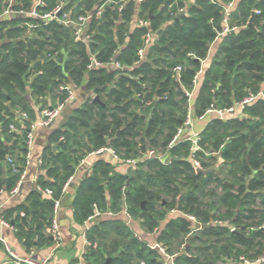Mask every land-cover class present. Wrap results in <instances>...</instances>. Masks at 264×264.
Returning a JSON list of instances; mask_svg holds the SVG:
<instances>
[{
	"label": "trees",
	"instance_id": "obj_1",
	"mask_svg": "<svg viewBox=\"0 0 264 264\" xmlns=\"http://www.w3.org/2000/svg\"><path fill=\"white\" fill-rule=\"evenodd\" d=\"M23 1L21 8L27 10L30 2ZM123 1L43 0L39 12H49L62 3V13L46 24L32 20L38 26L27 36L25 27L3 31L7 26L0 23V112L8 117L4 126L15 118L16 107L29 111L28 95H49L63 102L67 92L59 87L69 83L79 87L83 82L91 93L55 138L56 152L49 157L51 167L47 169V176L53 177L48 208L55 206L81 157L110 148L119 159L137 160L136 169L122 176L107 164L95 165L75 190L73 215L79 221L92 216L93 210L116 212L124 204L145 230L152 231L176 209L205 228L188 237L193 226L189 219L180 214L167 220L158 235L167 253L186 244L185 250L192 254H180L175 264H216L223 257L263 255L264 233L250 228L264 224V209L254 208H264V99L244 107L242 118L213 119L201 132L202 149L218 154L206 157L200 152L197 158L202 169L220 160L214 172L202 175L193 169L188 141L172 147L169 144L187 112L184 90L192 88L200 61L209 54L191 101L195 117L209 108L233 107L263 89L264 0H239L232 12V24L238 28L218 42L215 38L223 28L222 7L231 0H140L138 5L128 0L119 9ZM101 5L103 20L94 16ZM252 9L260 14L252 16ZM90 13L94 15L87 24L85 42L75 41L74 28L59 22L63 14L74 21ZM133 13L146 25L137 23L130 32L127 24ZM147 33L158 36L139 61L137 51ZM91 55L103 66L88 70ZM111 62L123 69L112 70L107 66ZM178 65L182 67L179 81L172 71ZM94 96L101 103H94ZM4 146L0 137V167L7 155ZM19 146L24 153V141ZM147 150L167 154L170 160L146 159ZM21 168L16 167L11 187L17 183ZM1 185L0 181V190ZM22 209L20 221L18 217L12 221L19 237H45L41 232L50 225L48 213L18 208ZM219 221L232 222L238 230L231 233L218 225ZM131 236L118 219L98 220L88 234L97 244L91 255L103 263L111 258L110 264H161L154 251Z\"/></svg>",
	"mask_w": 264,
	"mask_h": 264
},
{
	"label": "crops",
	"instance_id": "obj_2",
	"mask_svg": "<svg viewBox=\"0 0 264 264\" xmlns=\"http://www.w3.org/2000/svg\"><path fill=\"white\" fill-rule=\"evenodd\" d=\"M132 1L135 5H138L140 2L137 0ZM23 2V0H16L14 4L16 8H21L23 6ZM29 2L30 5L27 10L31 9L37 0H29ZM127 2L128 0L123 1L119 9H121ZM3 6L4 0H0V12L3 10ZM31 21L32 19L19 17L13 19L5 18L4 20H0V23H5L7 26L3 29V31H5L7 28L24 27L26 22ZM121 22L122 19H120L119 22L117 21V25ZM139 22L140 21L137 20V14L133 13L127 24V30L132 32ZM29 34V32H25V36ZM157 36V33H153V43ZM212 51L213 46L209 52ZM207 57L210 58L211 54ZM208 58L205 59L206 61L203 67L207 66ZM110 68L112 70L115 69L112 66ZM90 95L91 93L87 92L85 83L83 82L79 87H75V100L65 107V109L69 107L72 111L71 115L67 116V119L64 120L63 117V113L65 111L64 109L50 125L46 127L37 126L33 130V143L30 149V157L28 159H26L25 154L19 149L21 141L23 142L26 139L25 132H27V127L30 123H36L39 120L40 110L42 108L55 107L59 103L58 99L51 98L49 95L44 98H32L28 95L27 101L30 105L29 111H19L20 109L16 107L14 110L15 118H13V120L5 126L3 124V120H6L8 117L5 116L4 112H0V137L4 140V148H7L8 151L5 158L8 156L12 159L11 163L3 160L0 167V181L2 182L0 190V237L4 239L10 248L20 257L33 255L37 259H48L49 264H105L106 260L111 258H107L103 263V261L101 262L94 255H91V250L96 249L97 244L88 239V234L90 228L97 224L98 220L118 219L130 231L132 235L131 237L135 238L144 246L145 249L155 252V260L161 263L164 258L158 248L165 246L158 240V235L164 228L168 219L180 215V212L176 209L170 210L167 213L165 220L160 223L157 229L152 231L145 230V228L141 225L140 220L138 218H134L128 212L127 207L122 203L121 207L116 212L106 209L102 213H98L97 210H93V215L83 221H79V219L75 218L73 215L72 202L75 197V190L81 181L90 176L95 165H98L97 167H99L102 164H107L111 167L113 173L122 176L128 175L130 168L124 163V160L115 159L111 153L102 152L94 154L91 152L81 157L74 165V173L72 177H70L67 187L65 189L63 187V193L55 200L58 202V206H54L51 209L47 206L48 201L52 200V197H46L42 191L47 188L52 191L50 183L53 182V177L47 176V169L51 167L49 157L56 152L57 145L55 138L65 129L64 125L67 121H69L70 117L74 113V110L78 108ZM23 113L27 115L26 119L21 116ZM243 116L244 113L242 109L234 111L232 114H226L222 118L218 117L216 113H210L205 115L202 120H196L194 122L193 129L195 131L202 132L206 125L213 119L225 120L227 118H242ZM24 120H26L27 125H25ZM10 125H13L16 131H11L9 129ZM56 133L57 135L54 136ZM9 134H12L13 136H8ZM58 141L61 143V138H58ZM165 158L166 162L170 160L167 154H165ZM219 163L220 160L215 163L214 166L210 167L214 168L212 172L216 171ZM20 166H22L21 172L24 170L25 175L21 180V184L18 187L17 192L15 194H11V191L20 181L21 172L15 186H10V179L14 178V175L17 174L16 167L19 168ZM109 175H111V173ZM126 182L128 181H125V188L127 186ZM104 188L107 195V182L104 183ZM123 197L124 190L121 194V198ZM20 207H25L29 211H32L33 208L34 211H37L38 213H48V219L51 221L50 225L45 227L41 232L45 237L38 238L37 236H33L28 240L26 238L19 237L18 230L13 227L12 221L16 217H18V221H20V218L24 216L23 209L18 210ZM106 208H109L108 203ZM4 222L9 224V226H4ZM52 223H55L57 227L59 236L58 240H55L54 236L48 231V228L52 225ZM230 223L232 224V222ZM181 245L182 244L179 245V248ZM179 248L173 252L178 251ZM229 260H231V258L223 257L219 259L216 264H226ZM110 262L108 264H110ZM0 264H11L1 245ZM140 264L145 263L140 262Z\"/></svg>",
	"mask_w": 264,
	"mask_h": 264
},
{
	"label": "built area",
	"instance_id": "obj_3",
	"mask_svg": "<svg viewBox=\"0 0 264 264\" xmlns=\"http://www.w3.org/2000/svg\"><path fill=\"white\" fill-rule=\"evenodd\" d=\"M16 0H4V6L3 10L0 12V20H4L5 18H30L32 20L36 21H41L44 22L45 24L53 21L54 19H58V16L62 13L63 9V4L59 3L57 6H55L51 11L41 13L38 11V8L43 6V0H37V2L33 5V7L29 10H24L22 8H16L14 2ZM140 1V0H137ZM239 0H231L228 3H226L222 8V30L217 33L215 42L220 41L225 37L226 34L237 30V26L232 24V12L235 9L237 3ZM214 3V1H211ZM104 10V5H101L97 7L96 11L94 14H86V15H80L76 20L72 21L71 19L68 18L66 14H63L62 18L59 20V22L65 26V27H73L74 28V40L75 41H86V33H87V24L89 23L90 19L93 17V15L97 18L101 17L103 14ZM252 16L259 15L260 11L257 9H252L251 10ZM251 22V19L249 20ZM249 21L247 25L249 24ZM140 26L146 25L144 21L139 22ZM38 24L35 22H26L25 23V28L27 32H31L34 28H36ZM153 33H147L145 38H144V45L142 48L138 49L137 51V56L138 60H142L145 54L146 49L153 44ZM207 59V58H206ZM205 59L200 61V68L198 69L197 73L195 74L193 80H192V88L189 90H184V95L188 101V107H187V112L185 115V119L182 122V124L176 129L175 135L173 136L169 147H172L176 145L179 141L185 140L190 143V152H189V161L193 167L194 170L196 169H201V164L200 161L197 158L198 153H204V155L207 157L209 155H217L218 151L216 152H211V153H206L201 145V132L195 131L193 129L194 122L196 120H202L205 115L210 114V113H216L218 117L222 118L226 114H232L234 111L241 110L244 107L253 104L255 101L258 99H264V88L260 91H258L255 94H249L248 96L244 97L240 102H237L234 104L233 107H230L225 110H217L215 108H209L207 109L202 115L195 117L193 115V109H192V98H193V93L194 90L196 89L198 85V81L200 76L202 75L203 72V65L205 63ZM103 64L100 63L95 59L93 55L90 56V61L87 65V69H96L99 67H102ZM107 66H112L115 69L122 70L123 67H121L117 62H111L108 63ZM177 81H179L180 77V72L182 71L181 66H175L172 69ZM60 90H64L67 92V97L63 102H59L55 107L51 108H42L40 110V118L36 123H30L27 127V132H26V139L24 141V149H25V157L28 159L30 157V149L33 143V130L38 126V127H46L50 125L59 115L60 113L65 109V107L72 103L75 100V86L71 83L65 84L63 86L59 87ZM24 119L27 118V115L23 113L21 115ZM9 129L11 131H16L15 127L13 125H10ZM223 146L221 145L219 148L221 149ZM102 152H109L113 155L115 159H119L115 152L110 149V148H102L96 152H93L94 154H99ZM144 158H155L158 159L160 162L165 163L166 158L165 154H161L155 150H147L146 153L144 154ZM5 162H12V159H10L8 156L5 158ZM124 163L127 164V166L130 169H136V163L137 160L134 159H127L124 160ZM25 171L23 170L20 174V181L17 183L16 187L11 191V194H15L18 190V187L21 184V180L24 178ZM69 182V181H68ZM68 182L64 185V189L67 187ZM43 194L46 197L51 198L52 197V191L50 189H44ZM58 206V202L55 201V207ZM181 214V213H180ZM187 219H189L192 223V229L188 233V237L195 233L196 231L200 229H195L196 224H201L197 222L192 216L189 215H183ZM218 225H225L231 233H235L238 230V227H235L232 225L230 222H217ZM4 226H9L7 223H3ZM255 231V230H260L264 233V224L257 226L256 228H250V231ZM48 231L51 235L54 236L55 240H58V232H57V227L55 223H52V225L48 228ZM0 245L3 247L4 251L7 254L8 260L10 261L11 264H49L48 259H37L33 255H28L25 257H20L14 250L10 248V246L7 244V242L0 237ZM186 244H182L179 248L178 251L173 252V253H167L165 247H159L158 249L162 253L163 260L161 264H175V259L178 257L180 254H184L187 257H190L192 254L188 253L186 249ZM226 264H264V254L260 255L256 258H248L246 256H239L236 259H231L228 261Z\"/></svg>",
	"mask_w": 264,
	"mask_h": 264
},
{
	"label": "water",
	"instance_id": "obj_4",
	"mask_svg": "<svg viewBox=\"0 0 264 264\" xmlns=\"http://www.w3.org/2000/svg\"><path fill=\"white\" fill-rule=\"evenodd\" d=\"M179 17H182V15H180ZM103 19H104V17H103V14H102V16H101V20H103ZM177 19H178V18H177ZM248 27H251V22H250V21H249ZM93 102H94V103H101V101L99 100V98L96 97V96L93 97ZM71 112H72V111H71V109H70L69 107L65 109V111H64V113H63L64 120L67 119V116L71 115ZM5 152H6V154L8 153L7 148L5 149ZM213 169H214V168H210V169H206V170H203V169H196V172H197V173H200V174H202V175H206V174H208V173H211V172L213 171ZM126 185H128V182H126ZM143 206H144V203L141 204V208H143ZM194 228H195V229H202V228H205V225H202V224H196ZM110 260H111V259H107L105 264H108V263L110 262Z\"/></svg>",
	"mask_w": 264,
	"mask_h": 264
},
{
	"label": "rangeland",
	"instance_id": "obj_5",
	"mask_svg": "<svg viewBox=\"0 0 264 264\" xmlns=\"http://www.w3.org/2000/svg\"><path fill=\"white\" fill-rule=\"evenodd\" d=\"M214 165H215V164H214ZM214 165H213V166H214ZM211 167H212V166H211ZM209 168H210V167H209ZM207 169H208V168H207ZM216 170H217V169H216ZM219 194H220V193H219ZM254 208H256V209H264V208H262L261 206H254ZM223 211H224V210L221 209V210H220V213L222 214Z\"/></svg>",
	"mask_w": 264,
	"mask_h": 264
}]
</instances>
